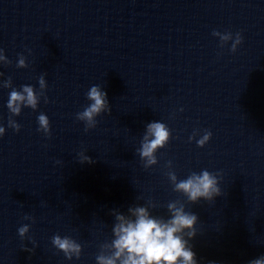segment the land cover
I'll return each instance as SVG.
<instances>
[{"label": "clouds", "instance_id": "1", "mask_svg": "<svg viewBox=\"0 0 264 264\" xmlns=\"http://www.w3.org/2000/svg\"><path fill=\"white\" fill-rule=\"evenodd\" d=\"M213 36L218 37L220 46L223 47L229 41L231 52H236L238 45L243 42L240 32L233 33L214 30ZM12 62L0 49V64L10 65ZM17 68H27L26 57L21 54L16 64ZM0 76L3 73L0 72ZM39 90L32 85H22L19 90L13 87L12 78L0 81V86L11 89L7 101V109L10 113L8 127L15 132H19L21 125L13 118L19 116L22 108L37 110L41 97L47 103L45 91L48 87L45 75L38 77ZM86 98L90 103L76 114V119L85 125V132L97 126V117L102 113H110L111 108L107 99V93L98 85L90 87L86 93ZM37 131L45 136H51V125L48 116L40 113L37 117ZM6 133V128L0 126V137ZM199 134V130H194L189 137L191 142ZM212 132L204 130L203 135L196 140L197 146L203 148L211 139ZM171 139V131L166 124L154 121L148 123L146 132L141 140L140 147L136 150L143 167L148 169L158 163L156 153L165 148ZM80 163H93L92 159L79 153ZM61 163V161H57ZM166 167L169 169L166 175L173 191L181 193L186 197L187 202L196 204L200 200L213 201L222 195L219 187L218 174L204 169L199 173L191 172L186 178L179 179L176 172L172 170V161H168ZM157 204L148 201L144 206H130L127 215L118 210H113L115 223L112 227L113 238L99 245V252L96 255V264H198L196 253L193 251L190 240L197 234L196 225L198 216L186 210L185 203L181 200L169 201L166 205L169 217L153 216L150 209L156 208ZM24 219L35 222L31 216ZM30 224L21 225L17 231L21 239L25 238L30 230ZM52 245L62 252L66 259L72 260L74 257L79 259L82 253V245L70 236L55 234L51 238ZM32 251V249H28ZM207 264H216L215 261H208ZM248 264H264V254L248 261Z\"/></svg>", "mask_w": 264, "mask_h": 264}]
</instances>
